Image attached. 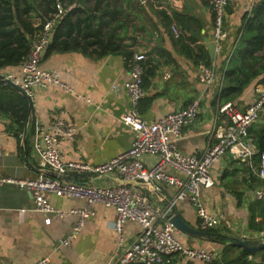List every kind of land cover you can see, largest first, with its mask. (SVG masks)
<instances>
[{
	"label": "crops",
	"instance_id": "obj_1",
	"mask_svg": "<svg viewBox=\"0 0 264 264\" xmlns=\"http://www.w3.org/2000/svg\"><path fill=\"white\" fill-rule=\"evenodd\" d=\"M258 1L228 2L224 10L228 38L221 44V50L215 49L213 58L205 43L206 39L213 38V15L204 0H130L129 8L123 6L124 14L120 19L124 27L117 29L120 44L123 50L143 54L145 71H149L144 95L138 105L141 117L147 123H152L184 108L193 100H199L196 120L184 129L181 138L174 141L182 153L199 155L215 144V133L224 121L222 106L219 107L217 99L218 71L225 55L234 50L245 14ZM64 14L66 12L59 19ZM33 23L38 25L37 20ZM172 24L178 26L181 41H177L173 35ZM185 47L199 48L208 55L217 75L210 87L201 84L198 64L185 55ZM46 51L41 67L56 73L75 95L56 86L34 89L30 135L28 123L21 132L7 115H0L2 177L35 179L51 175L49 170L38 164L31 132L34 122L46 126L59 112H64L65 119L75 129L73 139L64 140L61 146L66 161L95 166L118 156L130 146L132 131L122 123V117L130 107L123 87L128 79V62L124 56L119 51L101 55L79 48ZM0 74L19 76L20 68H7ZM263 88L259 80L252 82L235 102V107L246 109ZM258 123H261L260 119L252 127ZM144 160L151 164L154 159L145 156ZM242 163L234 162L230 154H224L211 170L214 185L202 189V201L209 212L219 219L218 226L209 231L217 237L209 241L179 232L177 238L181 243L192 248L216 250L217 258L227 248L225 259L228 260L243 252L231 243L233 238L246 240L258 238L264 233L257 229V224L264 220V202L257 208L255 200H251L258 186L249 183L248 164ZM251 170L254 172L253 168ZM64 180L101 187L120 185L121 178L116 175L80 174L65 176ZM132 187L147 191L143 185ZM175 193V187L162 185L159 191H150L149 197L154 206L162 207ZM246 199L249 202L246 203ZM48 201L53 208L61 211L84 205L82 200L53 195H48ZM174 210L181 220L199 230L196 213L188 202H179ZM252 210L255 216L253 225L249 223ZM47 217L32 211L29 192L10 185L1 186L0 264H30L41 258L48 259L50 264H109L116 261L120 247L118 234L113 229L116 217L114 208L95 204L94 215L86 220L78 236L67 247L61 246L60 242L75 223V217H50L49 224L45 222ZM164 222L158 221L160 224ZM138 232L137 223L126 222L122 229V245L128 246ZM262 253L264 249L255 255H248L252 264H261ZM168 264L203 263L174 255Z\"/></svg>",
	"mask_w": 264,
	"mask_h": 264
},
{
	"label": "built area",
	"instance_id": "obj_2",
	"mask_svg": "<svg viewBox=\"0 0 264 264\" xmlns=\"http://www.w3.org/2000/svg\"><path fill=\"white\" fill-rule=\"evenodd\" d=\"M213 15V38L215 49L221 50V44L228 38L224 26V10L230 0H204ZM251 9V8H250ZM249 9V11H250ZM62 14L58 12L46 21L40 32L34 37L27 56L20 64V75H3L24 91L30 99L34 89H45L56 86L70 95L73 90L60 81L53 71L41 67L45 52L52 38L55 23ZM173 35L179 36L178 26H170ZM144 55L133 53L128 61V79L124 90L128 95L130 107L122 117V123L132 131L129 148L118 156L99 165L91 166L84 162L66 161L61 146L64 140L74 137L75 129L65 119L64 112L54 115L48 125L34 123L33 149L41 168L51 172L49 176L35 179L0 176V187L14 186L29 192L32 200V211L48 217L62 218L74 216L75 223L67 236L60 242L67 247L78 236L86 220L94 215V205L112 207L116 212L113 229L118 234L119 252L115 262L109 264H168L172 256L179 255L186 260H197L203 264L214 261L216 250L192 248L180 242L177 238L179 231L166 219L172 214L179 202H188L194 209L200 231H210L218 226V217L212 215L201 199L202 189L214 185L211 174L216 161L228 153L234 160L249 163L256 154L254 145L248 137V131L253 123L264 113V88L258 97L246 109L239 110L232 105L223 106V124L215 133V144L199 155L182 153L174 141L181 138L184 129L194 123L199 111V100L191 101L180 110L169 113L158 120L147 123L138 111V105L144 95L142 76L144 68L141 61ZM199 80L205 87H210L216 81L213 65L202 62L198 64ZM145 156L154 160L147 164ZM255 175L264 182V153ZM116 175L123 181L139 182L147 191H138L132 186H96L69 182L64 180L70 175ZM162 185L176 188L171 200L163 206H154L149 192L159 191ZM48 195L82 200L83 207L61 211L53 208ZM264 198V188L260 187L253 193L251 200ZM245 202H249L246 199ZM159 220H165L163 224ZM139 225V232L134 240L123 246L122 229L126 222ZM30 264H50L48 259L41 258Z\"/></svg>",
	"mask_w": 264,
	"mask_h": 264
},
{
	"label": "trees",
	"instance_id": "obj_3",
	"mask_svg": "<svg viewBox=\"0 0 264 264\" xmlns=\"http://www.w3.org/2000/svg\"><path fill=\"white\" fill-rule=\"evenodd\" d=\"M129 3L130 0H0V73L7 68L20 67L30 50L34 37L40 32L43 24L58 12V7L62 14L64 12L66 14L61 16L53 27L48 51L53 48L62 51L79 48L101 55L119 51L128 62L134 52L123 50L117 29L124 27L120 17L124 14L123 6L129 8ZM82 12H84L83 16ZM71 15H74V18H71ZM34 20L38 21V25H34ZM238 32V40L234 41L235 44L233 43V52L225 55L224 62L218 71L219 107L235 106V102L244 89L256 80L264 85V0H259L245 14L242 27ZM176 38L177 41H181L179 37ZM184 52L194 64L202 62L211 66L205 51L185 47ZM141 65L144 68L142 76L144 89L149 71H145L144 59ZM0 115H7L21 132L28 123L30 135L31 112H29L28 102L22 95L7 86L0 89ZM262 115L259 118L261 123L248 131V137L255 147L256 154L252 156L250 165L242 163L248 164L249 183H254V186H258L257 189L264 188V182L251 169L258 170L260 157L264 153V114ZM234 162L241 163L237 160ZM254 202L255 206L260 208L264 198ZM263 221L257 224L259 232L264 231ZM249 223L251 225L255 223L253 210ZM226 249H223L222 254L209 264H252L250 256L244 252L238 253L234 258L225 259ZM260 258L263 264L264 253Z\"/></svg>",
	"mask_w": 264,
	"mask_h": 264
},
{
	"label": "water",
	"instance_id": "obj_4",
	"mask_svg": "<svg viewBox=\"0 0 264 264\" xmlns=\"http://www.w3.org/2000/svg\"><path fill=\"white\" fill-rule=\"evenodd\" d=\"M205 43L208 48L209 55L211 56V58H213L215 54L214 38H211L210 40L206 39ZM4 86L9 87L13 91L22 95L27 100L29 112H31L32 101L30 97L24 91H22L18 86H16L13 82H11L8 78L0 74V89L3 88ZM120 184L127 185V186H135V187L141 186L139 182H134V181L121 180ZM166 219L175 229H177L179 232L183 234L194 236L197 238H205L209 241H213L217 237L216 234L211 233L209 231L207 232L199 231L193 227H190L183 220H181V218L175 213V210H173L172 214L168 215ZM231 243L234 246L240 248L244 253L248 255H255L264 249V233L258 238H251V239H246V240H242L240 238H233L231 240Z\"/></svg>",
	"mask_w": 264,
	"mask_h": 264
}]
</instances>
